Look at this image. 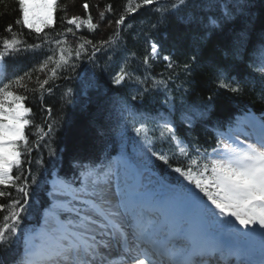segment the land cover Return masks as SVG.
Masks as SVG:
<instances>
[{"label": "snow or ice", "instance_id": "1", "mask_svg": "<svg viewBox=\"0 0 264 264\" xmlns=\"http://www.w3.org/2000/svg\"><path fill=\"white\" fill-rule=\"evenodd\" d=\"M144 6H155L161 22L169 15L186 17L191 14L192 22L203 33L193 37L197 51L183 64L185 72L191 74L193 65L197 64L199 49L207 44L208 37L215 35L223 38L224 55L215 63L207 61L206 66L212 69L218 89L232 94L244 91V81L230 78L229 61L241 65L247 63L253 73L264 79V41L248 53L247 29L229 31L236 18L245 14L246 0H170L163 8L159 6V0H139L138 3L128 0L124 11L115 20L117 29L125 25L126 17ZM16 7L19 15L15 24L35 33L41 42L21 40L19 36L24 33L15 32L11 24L5 29L10 35L0 38V65H4V77L0 78V198L9 197L7 204L0 203V213H3L0 247L9 246L19 234L23 214L28 212L35 191L32 185H39L30 169L23 167L25 163H31L23 159L31 151L25 132L30 124L26 117L31 109L24 103L27 96L16 91H28L25 78L31 80V75L25 72L23 76L9 78L6 58L40 49L42 44L60 46L36 69L43 72L50 62L55 67L48 70L55 78L58 69L69 65L73 51L76 59L81 58L84 44L93 49L89 59L113 44L109 38L99 45L84 39L75 50L63 46L67 43V34L76 36L82 25L97 28L90 14L87 20L76 15L62 17L61 23L69 27L57 32L59 39L50 41L44 30L53 27L58 0H16ZM82 7L85 13H89L87 2ZM111 10V5L106 6V11ZM99 15L103 20L105 13ZM161 52V45L151 42L150 52L142 61L143 78L133 75L134 70H129L126 59L113 75V83L117 86L125 82L142 85L137 89L141 98L161 88L167 90L168 81L150 80L147 75L152 66L149 57L164 61L169 69L174 68L173 56ZM57 55L58 59L55 58ZM48 84L49 79H43L39 81V88ZM137 98L136 95L131 97L133 101ZM119 107L121 113L129 114L135 120L133 105L125 100ZM185 118L189 125L196 119L194 116ZM199 118H206L205 111L199 112ZM136 122L140 126L134 124L133 131L139 137L145 130V122ZM244 126L246 131L250 129L255 133L256 139L247 136L243 139L222 138L212 153H204L201 158L204 162L197 166L198 170L193 167L187 172L181 167L172 169L187 183L178 182L175 188L168 190L162 215L152 211L146 203L148 197L144 191L129 187L128 164L124 159L91 168L78 165L74 179L53 180L44 223L25 236L24 254L16 264H264V117L257 120L249 114L244 117ZM53 130L54 126L50 124L49 134ZM156 130L160 131V137L170 136L171 140L180 143L174 123L162 118L154 125L153 131ZM180 150L188 155L183 147ZM150 151L157 160L168 163L163 155ZM36 163L41 162L37 160ZM192 165H196L195 160ZM4 189H14L20 197L16 198L11 191Z\"/></svg>", "mask_w": 264, "mask_h": 264}, {"label": "trees", "instance_id": "2", "mask_svg": "<svg viewBox=\"0 0 264 264\" xmlns=\"http://www.w3.org/2000/svg\"><path fill=\"white\" fill-rule=\"evenodd\" d=\"M86 2L90 6L89 13H85L82 7ZM138 2L134 0V3ZM127 3L128 0H58L53 27L44 30L50 41L59 39L57 32L69 27L61 23L62 17L76 15L87 20L90 14L97 28L89 29L87 25H82L76 36L67 34V43L63 46L75 50L84 43V39L99 45L101 41L111 38L113 44L105 46L92 59L88 58L93 51L91 45L84 44L81 58L76 59L73 51L69 65L58 69L55 78L48 70L55 67L50 62L43 72L36 69L60 46L42 44L40 49L6 58L9 78L23 76L25 72L31 75V80L25 78L28 91H16L27 96L24 103L31 109L28 116L30 124L25 129L31 151L23 157L31 163H25L23 167L30 169V174L36 177L39 185H32L35 191L28 212L23 214L20 230L36 224L41 211L48 208L45 189L54 170L56 176L59 174L57 178L71 180L77 175L78 165L91 168L113 162L118 157H136L147 152L150 170L165 183L176 186L182 182L179 174L172 171L173 168L181 167L185 172L189 167L198 170L197 166L204 162L201 159L204 153H212L219 143V136L231 128L236 120L246 114L256 115L259 119L264 117V79L253 73L247 63L228 62L230 78L245 82L241 94L217 88L212 69L206 66V62L211 60L215 63L222 59V37H208L207 44L198 51L197 64L193 65L189 74L182 66L197 51L193 37L203 34L192 22L191 14L186 17L169 15L161 22L155 6H144L126 17L125 25L118 30L115 20ZM169 3L170 0H159L162 8ZM108 5L112 6L111 11H106ZM100 12L105 13L103 20L100 19ZM18 15L16 0H0V38L10 35L5 29L11 24L15 32L24 33L19 36L21 40L40 43L35 33L15 24ZM242 28L247 29V50L252 53L264 41V0H246L245 14L236 18L229 31ZM153 41L161 45L162 55L173 56L175 66L169 69L162 60H151L149 57L152 66L147 75L150 80H166L168 88L150 92L141 98L137 89L142 85L125 82L117 86L112 77L127 59L129 70H134L133 75L143 78L145 69L142 61L150 52ZM218 47L219 51L216 50ZM55 58L58 59V55ZM3 68L4 65L0 78L4 77ZM65 76L68 78L65 79ZM43 79H49V84L40 89L39 81ZM134 95L138 97L135 101L131 99ZM125 100L134 106L135 120L129 114L121 113L119 105ZM200 111H205L206 118H199ZM186 116L196 119L189 125ZM162 118L175 124L179 144L170 136L160 137L159 130L153 131L156 122ZM140 120L145 122V130L138 137L133 125L139 127L136 121ZM50 124L54 130L49 134ZM181 147L188 152L187 156L181 152ZM150 150L163 155L168 163L157 160ZM37 160L41 162L39 165ZM192 160L196 161V165H192ZM4 191H11L16 198L20 197L14 189ZM8 200L9 197L5 196L0 198V203L7 204ZM2 216L3 213H0V219ZM20 255V241L17 238L9 246L0 247V261L3 264H16Z\"/></svg>", "mask_w": 264, "mask_h": 264}, {"label": "rangeland", "instance_id": "3", "mask_svg": "<svg viewBox=\"0 0 264 264\" xmlns=\"http://www.w3.org/2000/svg\"><path fill=\"white\" fill-rule=\"evenodd\" d=\"M0 70H1V65H0ZM240 122L229 132L221 135L220 137V140L222 138H226V137H231L233 139L239 137L241 139L245 138L246 136L249 138V139H254L256 137H254V134L250 129L249 130H245V126H244V119L242 120H239ZM122 159L118 160L117 162L121 161ZM127 161V172H126V177H127V180H128V185L129 187L131 188V185L132 183L130 182V179H131V175L133 174V178H134V175L136 173H139V166H137L136 164H139L141 166H144L146 167V164L147 162L149 161V154L147 152H143V153H140V154H137V157H134L133 158H126L124 159ZM115 162V163H117ZM113 163V164H115ZM137 171V172H136ZM130 172H131V175H130ZM152 175V174H151ZM147 171H145V173H143V179L146 181V179H148L147 182H144V185L142 184V189H150L152 194H156V198L155 199H158V195L157 193H160L161 191H156L157 189H162L163 186H167V187H170L166 184H164L163 182L160 181V179L156 178L154 175L151 176ZM53 180V179H52ZM186 185V184H185ZM52 187V186H51ZM51 187H50V184L48 185V191L47 193H45V197L47 198V200L49 201L50 203V198L51 196L49 195V191L51 190ZM152 187V188H151ZM134 188V189H133ZM131 189L135 190V187H133ZM170 188H175V187H170ZM154 189V190H152ZM152 205L150 204V207L152 209L153 212H158V214H160V211H159V206L157 204V201L155 202V200H152ZM157 205V206H155ZM50 206V204H49ZM46 213H47V210H42L41 213H40V219H39V222L37 225L35 226H30V227H27L25 230H23L22 233H19L17 235L16 238H19L21 243H22V250H23V254H24V247H25V244H24V240H25V236L30 233L33 229H39L42 225H41V219L42 217L45 215L46 216ZM20 235V236H19ZM24 238V239H23ZM23 240V242H22ZM24 244V246H23Z\"/></svg>", "mask_w": 264, "mask_h": 264}, {"label": "bare ground", "instance_id": "4", "mask_svg": "<svg viewBox=\"0 0 264 264\" xmlns=\"http://www.w3.org/2000/svg\"><path fill=\"white\" fill-rule=\"evenodd\" d=\"M254 137H256L255 136V134H254ZM137 166H139L138 168H139V173H136L135 175H134V178H133V174L131 175V172H130V177H131V179H130V182L132 183V185H131V188H133V187H135V189H138V188H140L142 191H144V193H145V195L148 197L147 198V200H146V203L150 206V204L152 205V200H155V202L157 201V204H158V206H159V211H160V215H162L163 214V212L165 211V204H164V198L166 197V193L168 192V190L169 189H172V188H170V187H167V186H163L162 187V189H157L156 191H161L160 193H157V195H158V199H154L153 198V194H152V192H151V190L150 189H142V184L144 185V182H147L148 181V179H146V181L143 179V173H145V171H147L148 172V170L145 168V167H143V166H141V165H139V164H136ZM137 172V171H136ZM150 175H151V173L150 172H148ZM152 176V175H151ZM153 177V176H152ZM153 178H155V177H153ZM52 184H53V181H51L50 182V187L52 186ZM152 188V187H151ZM134 189V188H133ZM152 190H154V189H152ZM51 199V198H50ZM155 206H157V205H155ZM156 214H158V212H155ZM44 220H45V215L42 217V219H41V225H43V223H44ZM25 238V237H24ZM23 238V239H24ZM25 241V240H24ZM22 242H23V240H22ZM23 246H24V244H23Z\"/></svg>", "mask_w": 264, "mask_h": 264}]
</instances>
